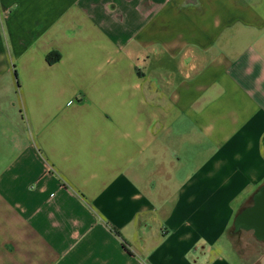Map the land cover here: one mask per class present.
<instances>
[{"label":"crops","instance_id":"0c3cea01","mask_svg":"<svg viewBox=\"0 0 264 264\" xmlns=\"http://www.w3.org/2000/svg\"><path fill=\"white\" fill-rule=\"evenodd\" d=\"M263 186L264 0H0V264H264Z\"/></svg>","mask_w":264,"mask_h":264},{"label":"water","instance_id":"95a60500","mask_svg":"<svg viewBox=\"0 0 264 264\" xmlns=\"http://www.w3.org/2000/svg\"><path fill=\"white\" fill-rule=\"evenodd\" d=\"M254 200L256 206L248 213L246 225H253L256 239L264 242V186L256 192Z\"/></svg>","mask_w":264,"mask_h":264},{"label":"trees","instance_id":"16d2710c","mask_svg":"<svg viewBox=\"0 0 264 264\" xmlns=\"http://www.w3.org/2000/svg\"><path fill=\"white\" fill-rule=\"evenodd\" d=\"M57 58H58V56L56 55V58L55 59H57ZM46 59H47L48 62H51L53 60L52 54L51 55L50 54L47 55Z\"/></svg>","mask_w":264,"mask_h":264}]
</instances>
